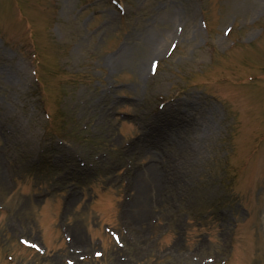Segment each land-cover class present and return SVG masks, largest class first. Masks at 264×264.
I'll return each instance as SVG.
<instances>
[{"label": "rangeland", "instance_id": "rangeland-1", "mask_svg": "<svg viewBox=\"0 0 264 264\" xmlns=\"http://www.w3.org/2000/svg\"><path fill=\"white\" fill-rule=\"evenodd\" d=\"M0 264H264V0H0Z\"/></svg>", "mask_w": 264, "mask_h": 264}, {"label": "bare ground", "instance_id": "bare-ground-1", "mask_svg": "<svg viewBox=\"0 0 264 264\" xmlns=\"http://www.w3.org/2000/svg\"><path fill=\"white\" fill-rule=\"evenodd\" d=\"M150 170H151V172H153V171L156 172L157 168L155 166H152L150 168ZM145 188H146V190L148 189L151 193L159 188V185H158L157 181L153 178V176L151 175L150 171L147 172V173H143L141 175V181H140L138 189H139V191H141V189H145ZM138 195H139V201H140L139 204L140 205L138 206L136 211H134V216L135 217H138L139 214H142V206L144 204V199L146 198V200H148L146 193L141 192V193H138ZM143 213H144L143 217L148 219L149 212L148 211H144Z\"/></svg>", "mask_w": 264, "mask_h": 264}]
</instances>
